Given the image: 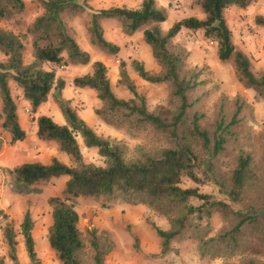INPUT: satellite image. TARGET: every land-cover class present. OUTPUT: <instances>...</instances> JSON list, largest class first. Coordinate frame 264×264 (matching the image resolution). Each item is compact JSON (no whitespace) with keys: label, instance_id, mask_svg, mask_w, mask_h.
<instances>
[{"label":"trees","instance_id":"trees-1","mask_svg":"<svg viewBox=\"0 0 264 264\" xmlns=\"http://www.w3.org/2000/svg\"><path fill=\"white\" fill-rule=\"evenodd\" d=\"M34 1L43 7L44 13L27 29V35L32 38V62H26L23 36L0 26V52L6 57L5 61L0 60L3 102L0 122L11 135L12 144L27 139L12 95V82L29 102L32 114L53 98L65 120L61 125L49 116L38 117L36 135L41 142L55 143L59 152L70 158L71 165L54 158L47 164L29 162L10 170L11 191L22 196L40 195L45 186L68 178L62 194L49 199L53 224L47 238L59 263L106 264L107 257L115 250L116 244L107 232L96 228L82 230L79 200L89 198L100 202L104 209L120 203L144 205L164 217L169 222L168 229L152 224L161 239V256L170 254L174 243L192 240L203 258L241 255L240 264H264L258 258L264 253V136L262 158L257 160L246 148L252 144V135L247 134L243 125L252 115V106L241 98L234 100L233 109L222 103L214 124L204 126L205 114L192 110L200 99L191 100L190 95L205 81L200 80L198 70L185 68L184 49L175 44L184 29L203 31L208 40L217 44L219 59L233 63L239 82L253 90L259 100H264V74L258 76L253 71L250 58L235 43L226 18L230 8L247 9L257 0H194L204 17L183 18L168 30L162 27L168 20V12L156 0H143L138 9L103 10H95L90 0ZM26 8L25 0H0V23L16 19ZM66 11L90 16V42L105 55L119 54L120 47L106 39L102 20L117 21L128 36L143 32L161 72H149L138 60L132 62V68L143 80L170 87L171 94L179 101L172 116L164 117L149 110L146 97L139 93L124 61L119 84L132 94L129 100L116 96L108 68L101 61L93 64L91 73L76 77L72 84L97 93L102 107L96 114L108 125H133L134 130L152 127L168 137L167 146L153 150L140 146L131 154L126 144L97 134L72 101L64 97L66 80L47 67L91 63V55L80 47L63 20ZM256 23L264 28V17L259 16ZM78 138L86 148L98 150L104 159L103 166L85 161ZM243 142L247 145L243 146ZM230 154L232 159L227 161ZM185 178L197 186L183 187ZM205 181L214 184L218 195L200 191ZM216 215L223 219L224 225L213 234ZM0 220L5 222L3 237L8 258L20 264L13 221L1 208ZM34 226L31 210L27 209L21 233L31 264H41ZM0 264L5 261L0 260Z\"/></svg>","mask_w":264,"mask_h":264},{"label":"rangeland","instance_id":"rangeland-1","mask_svg":"<svg viewBox=\"0 0 264 264\" xmlns=\"http://www.w3.org/2000/svg\"><path fill=\"white\" fill-rule=\"evenodd\" d=\"M143 0H90L89 4L95 10L110 9L114 7L138 9ZM159 6L166 8L168 20L162 27L170 29L176 22L187 17L202 19L204 14L194 0H156ZM27 8L25 12L9 22H2L0 26L14 31L23 36L27 47L26 62L33 60L32 38L27 35V29L34 21L44 13L43 7L34 0H25ZM264 17V0H257L247 9L237 7L230 8L226 12L227 22L233 32L235 43L246 53L252 63L253 71L259 76L264 74V28L257 25L256 19ZM63 20L69 31L73 33L80 47L91 55V63L88 66H69L63 68L47 67L55 69L59 77L66 80L64 97L71 100L80 116L96 131L106 138L117 140L130 148L131 154L140 146L146 149H156L167 146L168 137L152 127L134 130L133 125L113 127L101 120L96 111L102 107L97 93L92 89L75 88L72 84L76 77L92 72L93 64L103 62L108 68L112 88L117 97L131 99L132 94L119 84L121 63L127 64V71L137 86L139 93L147 99L148 108L158 115L172 116L179 106V101L171 94L168 85H153L140 78L132 68V62L138 60L146 69L154 74L161 72V66L153 57L151 47L146 44L143 32H137L128 36L122 32L120 24L115 20L105 19L101 21L106 39L120 47L117 55H105L90 42L88 28L90 16L88 14H72L66 11ZM175 44L181 46L185 52V68L201 72L200 80L205 84L198 87L190 99H200V102L192 109L205 114L203 125L210 127L216 120L219 106L226 104V108L233 109V102L241 98L252 106V115L248 116L244 125L245 131L251 133L252 144L246 147L254 154L257 160L262 158V137L264 136V100H259L253 90L245 88L236 76L235 68L231 62H222L217 53V44L208 40L203 31L182 30L176 37ZM0 60L6 57L0 52ZM12 95L18 105V114L22 128L28 137L19 150V142L11 143V135L2 127L0 122V208L5 210L13 221L17 233V255L20 264H31L25 248L24 238L21 233V223L27 209L31 210L35 226L33 230L36 250L41 264H60L48 242V232L53 224L52 208L49 199L60 196L64 191L68 180L63 177L44 187L40 195H16L10 187V170L24 163L41 162L50 163L58 158L62 162L71 165L70 158L59 152L58 147L52 142H41L37 138V118L46 115L55 122L64 125L65 120L54 102L53 98L43 105L36 114H32L30 106L23 99L21 91L12 82ZM3 102L0 96V111ZM84 159L87 163L98 166L104 165V159L100 157L97 149H88L82 139L78 138ZM243 146L247 143L243 142ZM22 153L19 161L7 162ZM234 155V154H233ZM228 155L226 160L232 159ZM207 180V179H206ZM189 178L184 179L183 187H196ZM204 194L217 193L211 181H205L200 186ZM78 212L81 216V228L98 229L109 234L115 242V250L107 257L106 264H240L241 255L232 258L201 257L197 243L188 240L182 243H174L173 251L161 256V239L157 235L152 224L162 229L169 228V222L144 205L114 204L109 209H104L101 203L82 198L79 200ZM4 221L0 220V260L5 264H14L8 258V246L3 237ZM224 225L223 219L216 215L213 218V234H216ZM136 238L139 239L137 244ZM138 245V246H137ZM264 263V253L258 257Z\"/></svg>","mask_w":264,"mask_h":264},{"label":"crops","instance_id":"crops-1","mask_svg":"<svg viewBox=\"0 0 264 264\" xmlns=\"http://www.w3.org/2000/svg\"><path fill=\"white\" fill-rule=\"evenodd\" d=\"M28 105H29V102H26ZM37 128V126H35V129ZM24 142H19L18 144H19V147H17V149L19 150V148L21 147V146H23L22 144H23ZM22 153L20 154H18V156H16V157H13V158H8V160H6L7 162H11V161H14V162H16V161H19L20 160V158H22ZM1 163V162H0ZM19 165V164H18ZM17 166V165H16Z\"/></svg>","mask_w":264,"mask_h":264}]
</instances>
